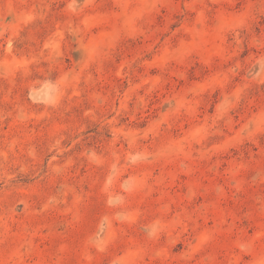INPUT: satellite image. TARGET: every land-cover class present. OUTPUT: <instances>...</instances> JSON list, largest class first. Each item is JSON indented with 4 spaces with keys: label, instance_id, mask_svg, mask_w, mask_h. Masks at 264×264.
Returning a JSON list of instances; mask_svg holds the SVG:
<instances>
[{
    "label": "rangeland",
    "instance_id": "1",
    "mask_svg": "<svg viewBox=\"0 0 264 264\" xmlns=\"http://www.w3.org/2000/svg\"><path fill=\"white\" fill-rule=\"evenodd\" d=\"M0 264H264V0H0Z\"/></svg>",
    "mask_w": 264,
    "mask_h": 264
}]
</instances>
